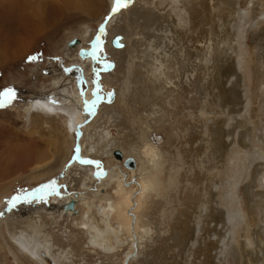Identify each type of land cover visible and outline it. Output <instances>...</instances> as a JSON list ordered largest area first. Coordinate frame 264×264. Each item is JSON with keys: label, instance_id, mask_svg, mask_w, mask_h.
Listing matches in <instances>:
<instances>
[{"label": "rangeland", "instance_id": "374dc122", "mask_svg": "<svg viewBox=\"0 0 264 264\" xmlns=\"http://www.w3.org/2000/svg\"><path fill=\"white\" fill-rule=\"evenodd\" d=\"M78 1L89 8L90 18H98L87 24L88 30L91 31L92 36L94 35V40L99 34L100 25L105 23V18L111 13L113 3L109 0ZM176 1L183 10L184 0ZM227 1H235V4H223L221 0H205L201 10L197 9L193 13L194 21L190 23L189 30H187L188 18L182 15L183 19L178 23L174 16L172 2L175 0H132L127 8L117 13L118 18L116 17L113 26L108 31L113 32V35L121 36L125 40L122 41L123 44L126 43L127 47L106 48L104 44L108 36L104 35L102 37L104 51L99 54L100 60H93L89 54L92 42L85 43L82 47V49L90 47L89 51H83V54L93 60L88 77L92 81L91 93H94V80H98L100 92L98 99L93 94V99L90 101L95 100V107L90 111L91 120L85 122L80 128L78 127L79 131L72 135V146L64 165L70 166L74 161H79L80 153L83 152L80 141L89 137L90 133L92 139L89 140V147L94 148L97 153L90 151L88 146L85 150L92 156L89 157L90 161L100 162L96 173L104 172L106 169L107 171L116 169V166L122 169L121 161L117 162L115 158L104 153L107 149L99 151L103 149L104 142L98 138V133L105 126L106 120L110 121L111 126L117 127L109 130L111 136L117 140L115 142L117 147L114 149L119 147L127 151L130 145L140 144L143 132L140 121L143 124H150L152 127L150 133L156 132L163 142L160 145L163 155L161 172L158 176L161 187L158 191L146 193L144 197L140 196L138 185H134L136 179L132 180L129 173L124 168L122 170L125 172L123 174L124 183L127 184L131 196V205L126 211L127 217H130L133 223L131 234L136 238H141L136 254L123 264H204L206 261H213L209 255L214 251L210 246V241L214 239L211 233L205 231L207 228H212L217 221H219L217 226L223 235L226 233L224 239L229 247L222 250V256L225 257L224 264H236L238 255V262L264 264V187L260 185L264 169V0ZM47 2L49 1L40 3H45L44 8L48 13L50 4ZM134 3L140 4L139 6L144 9L153 8V11L160 15L158 20L153 19L148 24L152 17L146 14L145 10V16H141L135 10L132 12L131 10L135 7H139ZM50 12L49 20L53 18L55 22L58 15L57 13L55 15L53 11ZM78 15L84 17L82 14ZM114 16L112 15V18ZM52 20H50L51 23ZM171 21L176 24L173 28ZM71 26L60 25V28L56 29L53 34L39 39L29 50L30 52H25L22 59L16 58V60L0 65V92L7 88H12L15 92L14 99L0 107V117L12 122L15 130L23 128L24 109L31 101L59 92L58 88L61 83L55 85L56 78H65L62 82L64 86L62 89L65 94H68L66 95L68 103L69 97L74 98L77 91L83 93L86 89L84 86L86 83L83 80L85 78L84 66L72 60L75 54L65 48L70 40L81 37L83 32L76 23ZM79 32H81L80 35ZM171 36L173 41L169 42L167 37ZM137 38H140V43L132 45V49L137 55L135 65L140 63V66L135 68L132 66L128 78L129 90L125 91L124 87L127 88L126 63L129 61L127 50ZM152 39L154 40L153 45L159 48L157 51L159 54L160 52L165 55L178 53V60L182 58L181 52L183 53L184 49L189 50L187 60L190 65V68L187 67L189 71L186 68L184 72L170 75L173 85L167 86L169 90L161 93L157 86L155 87L158 92L151 88H149L150 91H145L135 82L136 77L141 74L147 76L145 62L140 57L141 51L147 49ZM204 47H208L210 53L207 63L203 62L201 49ZM66 53L70 57L67 58ZM34 55H38L39 58L29 61L28 57ZM159 57L164 64L163 61H166V58ZM104 58L110 67H104L101 62ZM177 58H173L171 64H175ZM145 60L149 61L148 58ZM65 69H70V71H65ZM228 70L229 72L233 70L234 75L227 73L225 77H222ZM222 78L227 81L224 87L226 90L239 80L238 89L234 88L239 90L242 101L240 105L238 102L232 105L225 102V106L223 105L221 102L223 87L220 83ZM135 87H137L136 92H134ZM65 101L60 102L64 104ZM244 104L248 108L247 113ZM227 108H231L232 112L229 113ZM223 120L228 123L223 126L224 130L228 129L229 132L234 129L236 123H240V126L234 130L235 133L233 131L232 137L239 142L238 134L242 133L243 137L240 138L239 144H245L247 149L241 148L240 145L229 146L228 150L234 152H229L228 157L224 156L223 151L218 152L213 144V131ZM58 121L57 124L62 123L61 119ZM44 122L45 120L41 119V129L44 139L46 135L48 138L37 146H40L43 159H47L50 165H58L56 161L59 156L58 151L61 154L62 147H57V142H48L51 140V132H49L51 126L47 129ZM86 126L89 128L84 131ZM119 131H121V136ZM228 131L225 130V133L227 134ZM17 133L19 134L16 130L15 135ZM0 139L2 140L0 152L4 154L1 163L10 167L11 164L5 156L8 135L2 128ZM223 140L229 142L230 138L223 137ZM256 141L259 145L254 147ZM251 144H253L252 147H250ZM236 151L245 155V159L237 161L238 164L231 162ZM53 154L56 156L55 160ZM252 157L255 158L251 159ZM89 159L86 160L89 161ZM23 162L22 157H16V163L21 168L25 164ZM219 165L223 167L222 172L219 171ZM246 165L250 167L251 173L249 171L243 173ZM231 167H234V170ZM78 172H71L65 176L62 166L44 180L15 182L9 194L1 198L0 217L4 219L12 213L20 215L19 211H22L21 214L24 213V207L36 203L38 198L21 199L14 204L9 202L11 198L32 193L35 189L51 182H54L55 191L48 189L47 194H41L42 198H39L41 207L44 209L54 196L79 193L82 185L78 179L81 174L78 175ZM250 174L254 175L253 180ZM234 178H236L235 181L232 180ZM219 182L223 184V187L217 185ZM112 186L113 184H110L107 187L106 193H111ZM219 202L222 205L217 207ZM28 209H30L28 212H32L33 208L29 206ZM137 215L139 222L136 220ZM234 217L239 220V231L233 234L235 239L231 235ZM136 223L137 228L134 229ZM196 229H198L197 232ZM54 230L57 228L55 227ZM83 237L81 233H78L75 240L82 242ZM77 242L72 241V246H78V249L73 250L72 253L78 261L70 264L112 263L113 260H106L99 251L96 252L97 255L86 252V246L82 243H80L82 246L77 245ZM64 246H70L69 242ZM126 252L125 248L123 252H119L117 264L124 259ZM18 253L21 254L20 251ZM21 255L27 259L26 262L32 260L26 254ZM16 262V256L9 253L7 248H0V264H16Z\"/></svg>", "mask_w": 264, "mask_h": 264}, {"label": "bare ground", "instance_id": "6f19581e", "mask_svg": "<svg viewBox=\"0 0 264 264\" xmlns=\"http://www.w3.org/2000/svg\"><path fill=\"white\" fill-rule=\"evenodd\" d=\"M45 1H49L47 2L50 4V8L48 9L53 11L55 15L56 13L58 15V18H56L57 20L55 19V22L52 20L53 18H50V20L53 21L52 23L50 22L48 17L50 11L47 13L46 9L44 8L45 3H40ZM109 1L114 4V0ZM204 1L205 0H184L185 7L183 6V10H181L180 7L182 6H180L179 2L175 0V2H172V9L175 13L172 11L171 12L174 13L178 23H180L183 19L181 16L185 15L188 18L189 26H187V30H189L190 23L194 21L193 13H195V10L197 9L201 10ZM221 2L227 5L235 4V1L221 0ZM134 5H138V3H134ZM88 9L89 8L80 3L78 0H0V65H4L5 63L11 60L13 61L14 59L16 60V58L22 59L21 57H24L25 52L33 48L34 44L37 43L39 39L45 37L46 35L53 34V32L60 28V25L62 24H64L65 27H72L71 25L76 23V25L79 26V29L84 32H82V34L79 32L81 37L73 38L69 41L70 43L68 42L65 46L66 50H69L75 54L72 60H76L79 65H82L85 68V78L83 80L86 83L84 84L86 89L84 92L80 93L77 91L75 97L73 96L74 98L69 97L70 100L68 103L66 100L68 99V96H66L68 94H65L64 90L62 89L64 87L62 82L65 78H56L54 84L57 85L58 83H61V86L58 88L59 92L45 98L38 97L35 101H31L24 109L25 115L23 117H25V121L23 123V128L16 129L19 132V134L17 133L16 135V130L14 125H12V122L8 121V119H2L0 117V132L2 128L8 135V141L5 144V156L9 161V164H11L9 167L4 165V163H1V158L4 154H1L0 152V201L2 197L9 194L10 190H12V186H14L13 184L19 180H25L27 182L41 181L52 175L53 172L57 170V168L62 166L65 176H68L69 173L75 171H79L77 173L78 175L81 174L78 176L79 182H81L80 185H82L79 193L77 192L70 195L54 196L51 199L52 201L45 206L46 209L41 207V199H37L36 203H32V205L28 204L26 207L23 206L25 211L24 213H27L28 210H30L28 209L29 206H32L33 208L31 209L32 212L29 211L26 215H23L24 213L21 214L22 211H19L20 215L18 213H12L4 219L0 217V248L2 249L5 247L8 249L9 253H12V255L16 256V264L77 263L76 261L78 260L72 251L78 249V246H72V241L74 240L77 242V240H75V236L78 233H81L84 237L82 238V242L80 241L76 243L77 245L80 243H82V245L84 244L86 246V252L91 253L92 255H97L96 252L98 251L101 252L106 260H113L111 261V264L118 263L117 256L119 252H123L125 248L127 252L125 253L124 259L120 260L119 262L120 264H123V262H126L127 259L133 257L134 254H136L141 238H136L135 235L131 234V225L133 224L131 222L132 219L126 215V211L131 205V196L129 195L130 190L127 188V184L124 183L123 174L125 172L122 170L124 168L129 173L130 177H132V180L136 179L134 185H138L140 189V196L144 197L146 193L154 191L156 192L158 191V188L161 187L158 176H160L162 166V148L160 147V144H157L152 140V133H150L152 132V127L150 124H143L142 121H140L143 127L142 136H139L140 144L130 145L127 151H124L119 147L114 149L117 147L115 146V142H117V140L111 136L109 130L115 128L116 126H111L109 124L110 121L106 120L104 123L105 126L103 129H101L100 133H98V138L104 142L103 149H100L99 151L107 149L108 151L105 150L106 152L104 153L107 155L109 154V156L112 158H115L114 160L117 162L121 161L122 169L119 166H116V169H109L108 171L106 169L103 175H98V173H96L98 171L96 164L85 163V161H88L86 159L92 157L87 154V150H85L87 146L89 147V140L91 141L92 139V134L90 133L88 135L89 137L80 141V146H82L83 152L80 153L79 161H74V163L70 166L64 165V161L66 157H68V153L70 152L72 146L73 133L78 132L79 128L83 126L85 122L91 120L90 118H92L90 111L86 110L84 102H90L91 99H93V94L91 93L93 90L91 87L92 81L90 78H88L91 72L90 68L92 67L93 60L91 57L83 54V51L88 52L90 47L84 49H82V47L85 45V43H91L94 36H92L91 31L88 30L89 28L87 24H89V22L96 21L98 18H90V12ZM134 10L137 11L141 16L150 14L152 18L149 20L148 24H150L151 20L153 19L158 20L160 16L158 13L153 11V8L144 9V7L139 6L138 8L135 7V9L131 11L134 12ZM144 10L146 11V14L144 13ZM78 14H82L84 17H79ZM116 17L117 13L107 22L105 36L108 37H106L107 40L104 46H106V48L109 47V49H121L123 47H127L126 43L123 44L122 41L124 39H122L121 36L118 37L117 35H113V32H108L113 26V22L115 21ZM169 17L171 16L169 15ZM170 23L172 28L175 27L176 24H174L173 21ZM116 38L117 42L114 43ZM167 38L169 42L173 41L172 36ZM74 41L76 44L68 46V44H71ZM138 43H140V38H137L136 41L133 40V44L129 45L130 49L127 50L129 61L126 63L125 83H127V88L124 87L125 91L129 90L128 78L130 76L132 66L134 68L136 66H140V63L135 65L137 55L134 54L132 49V45H136ZM153 44L154 40L152 39V41H150L147 45V49L141 51V57L139 56L145 62L144 64L147 76L141 74L140 76L136 77L135 82L145 91L149 90V88H151L153 91H156L155 86H157L160 90L159 92L161 93L162 91L169 90V87L167 86L173 85L172 78L169 77L170 75L177 72H184L188 69L187 67L190 66L187 63L189 58V50L187 51V48L184 49L183 53L181 52L182 55L179 54L182 56V58L178 60V53H173V55L168 53L165 55L163 53V55L162 52H160L159 54L157 52L159 48ZM201 50L203 51V62L207 63V60L210 57L208 47H204ZM159 56L166 58V61H163L164 64L162 63V59ZM66 57L68 58L70 56L66 53ZM145 58H148L149 61H146ZM173 58H177L175 64H171ZM183 61H185V63H183ZM233 70L230 72L229 70L226 71L222 77H225L227 73L233 74ZM187 71H189V69ZM226 82L227 81H224L223 78L220 80V83L223 87L221 92V102H223L224 106L225 102L230 105H232V103L237 104L238 102L240 105L242 101L240 100L239 90L234 88L236 87L238 89L239 80L235 81L229 89L227 88V90L224 89ZM125 83L123 82V85ZM170 90L172 91V89ZM136 91L137 87L134 88V92ZM61 100L65 101L64 104L60 102ZM143 100L144 99H142V101ZM226 107L228 106L226 105ZM227 109L229 113L232 112L231 108ZM244 109L245 112L248 111L246 105L244 106ZM150 117H152V115ZM56 118L58 120L61 119V127L60 123V125L57 124L59 121ZM41 119L45 120L44 124L46 125L47 129H49V126H51L49 131L51 132V140H48V142H57V147H62L61 154L58 149H55L59 153V156L56 160L58 165H50L49 162H47V159H43L40 146H37V144L44 142V140L48 138V135H46L44 139V133L41 129ZM220 124L218 125L219 127L213 131V144L216 146V149L219 153L223 151V154H225L224 156L228 157L229 152L232 151L228 150V148H230L229 146L237 147L240 145V138L243 137V135L242 133L238 134L239 142L234 140L232 137V135H234L233 131L240 126V123H236L237 125L235 124L236 126H234V129L231 132H229L228 129H225L228 131L227 134L225 133L223 127L225 124H228L226 123V120H223V122ZM230 127L233 128L232 125H230ZM88 128L89 127L86 126L84 131H86ZM119 135L121 136V131H119ZM223 137H229V142L226 140L224 141ZM1 144L2 140L0 139V146H2ZM247 144L250 145V143ZM252 145L253 144H251L250 147H252ZM256 145L257 141L254 147ZM240 146L241 148L247 149L245 144ZM37 147H39V149ZM89 148L90 151L93 150L92 152L97 153L94 148ZM248 150L250 151V148H248ZM115 152H118L120 156L117 157ZM54 155L55 154H53V158L55 160L56 156ZM239 155L241 154L236 151L233 154L231 162L234 161V163H237V161L245 159V155H241V157H239ZM16 157H22L24 159L25 164H22V168L17 165ZM253 158L255 157H252L251 159ZM128 159H130L131 162L130 164L128 162L129 165L126 166L125 163ZM220 165L218 168L219 171L221 170L220 172H222L223 167ZM249 168L250 167L246 165L243 173L245 174L246 171L251 173ZM231 169L234 170V167H231ZM231 173L233 172L231 171ZM261 175L260 185L264 187V169L262 170ZM253 179L254 175H251V180ZM232 180L235 181L236 178ZM110 184H113L111 187L112 189H110L111 193H106V189L110 186ZM217 185L223 187L221 182L217 183ZM79 203L81 205H79ZM221 205V202H219L217 207ZM14 211H16V209H14ZM218 213L220 212L218 211ZM46 216L49 220L45 218ZM136 220L139 222L138 215L136 216ZM232 220L233 230L231 235L235 239L233 234L239 231V220L236 217H234ZM226 222H228V220H226ZM217 223H219V221H217L212 228H207L205 231L207 233H211L210 235L213 236L214 240L210 241V246H212L214 251H212L213 254L209 255L213 261H206L204 264H224L225 262V257H223L224 255L222 256V250L228 247L227 241L224 239V235L226 233L223 235V232H221V229L218 228ZM55 227L57 230H54ZM136 228L137 223L134 225V229ZM197 231L198 229H196V232ZM140 233H142V230H140ZM68 242L70 246L65 247L64 244ZM18 251H20V253L23 255L26 254L30 259H32L30 260L31 262H26L25 260L27 259L19 254ZM229 251L230 250H228V252ZM238 259L239 255L237 256L236 264H244L243 261L238 262ZM101 263L99 262V264ZM246 264L250 263L247 262Z\"/></svg>", "mask_w": 264, "mask_h": 264}, {"label": "snow or ice", "instance_id": "6c2138e0", "mask_svg": "<svg viewBox=\"0 0 264 264\" xmlns=\"http://www.w3.org/2000/svg\"><path fill=\"white\" fill-rule=\"evenodd\" d=\"M131 2H132V0H114V4L111 8V13L109 14L108 17L105 18V23L100 25L99 34L96 35L94 40L92 41V49H91V52L89 54L92 56L93 60H100L101 56L99 54H102L104 51L102 37L104 35H106L107 21L109 19H111L112 15H115L121 9L127 8ZM38 58H39L38 55H34V56H29L28 60L34 61V60H37ZM101 62L104 64L105 68L110 67L106 58H104ZM65 71H70V69H65ZM93 84L95 85L93 94L98 99L99 98L98 94L100 92V85H99L98 80H94ZM109 95H111V93H109ZM14 97H15V92L12 88H7L3 92H0V107L4 106L5 103H10L12 101V99H14ZM84 103H85V108L87 111H91L95 107V100H93L92 102L85 101ZM77 151H79V149H77ZM85 163H95L97 165V167L100 166L99 161H85ZM100 174H103V172L101 171L100 173H98V175H100ZM48 189L55 191L54 182H51V183L46 184V185H42L41 188L35 189L32 193H28L26 195L13 196L9 202L14 204L15 202H17L21 199H27L30 197H35L38 199L42 198L41 194L46 195Z\"/></svg>", "mask_w": 264, "mask_h": 264}, {"label": "water", "instance_id": "95a60500", "mask_svg": "<svg viewBox=\"0 0 264 264\" xmlns=\"http://www.w3.org/2000/svg\"><path fill=\"white\" fill-rule=\"evenodd\" d=\"M118 37H119V36H118ZM116 42H117V38H116V40H114V43H116ZM69 43H70V42H69ZM72 44L74 45V44H76V42L74 41V42H72L71 44H68V46H71ZM152 140H153L155 143L160 144V145H161V143H163L162 140H161V138L158 137V134H157V133H153V134H152ZM115 155H116L117 157L120 156V154H119L118 152H115ZM128 162H129V164H130L131 160H130V159L127 160V162L125 163L126 166L129 165ZM103 174H104V172H103ZM103 174H101V175H103Z\"/></svg>", "mask_w": 264, "mask_h": 264}]
</instances>
